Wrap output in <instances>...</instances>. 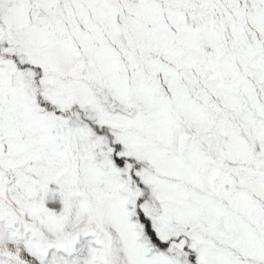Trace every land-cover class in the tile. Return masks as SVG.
I'll use <instances>...</instances> for the list:
<instances>
[{
	"label": "snow or ice",
	"instance_id": "obj_1",
	"mask_svg": "<svg viewBox=\"0 0 264 264\" xmlns=\"http://www.w3.org/2000/svg\"><path fill=\"white\" fill-rule=\"evenodd\" d=\"M0 264H264V0H0Z\"/></svg>",
	"mask_w": 264,
	"mask_h": 264
}]
</instances>
